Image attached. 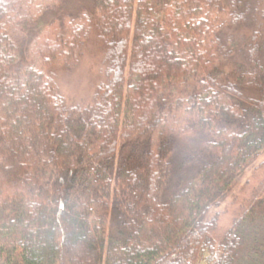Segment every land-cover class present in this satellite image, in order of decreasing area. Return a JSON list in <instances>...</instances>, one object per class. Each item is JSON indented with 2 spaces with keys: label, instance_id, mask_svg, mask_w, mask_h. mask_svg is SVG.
<instances>
[{
  "label": "trees",
  "instance_id": "16d2710c",
  "mask_svg": "<svg viewBox=\"0 0 264 264\" xmlns=\"http://www.w3.org/2000/svg\"><path fill=\"white\" fill-rule=\"evenodd\" d=\"M92 2L0 0V264H264L249 210L214 234L264 151L263 30L222 38L248 2ZM92 35L107 80L69 107L51 69Z\"/></svg>",
  "mask_w": 264,
  "mask_h": 264
},
{
  "label": "rangeland",
  "instance_id": "374dc122",
  "mask_svg": "<svg viewBox=\"0 0 264 264\" xmlns=\"http://www.w3.org/2000/svg\"><path fill=\"white\" fill-rule=\"evenodd\" d=\"M246 1L249 4L246 20L239 25L227 28L222 34L224 41H226L227 36L233 38L232 43L237 49L238 58L242 57L238 49L247 44L248 38L256 28L261 27L264 33V18L259 12L256 0ZM81 6H86L93 11L92 0H67L66 3V9L72 12L77 11ZM52 16L53 13H48L43 18V24ZM236 60L234 57V61ZM106 67L102 49L96 40V36L92 35L81 51L76 66L73 68H67L64 65L54 67L51 69V75L69 107L80 106L85 108L93 105L98 86L106 82ZM255 93L253 92L252 95L256 96ZM248 210L249 213L245 216ZM214 213L217 214L216 231L214 232L217 238H221L235 224L237 219L245 216L241 224V231L245 234H255L257 231L259 240L264 241V151L236 179ZM110 216L108 211L105 215L107 232L110 230ZM248 242H250L249 237ZM260 247H264V245ZM206 256L207 253H204L200 264H206ZM77 259L76 255L72 256V261L75 264L78 262Z\"/></svg>",
  "mask_w": 264,
  "mask_h": 264
}]
</instances>
